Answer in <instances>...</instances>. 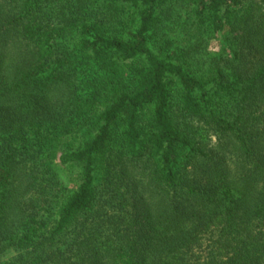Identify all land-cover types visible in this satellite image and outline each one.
I'll return each instance as SVG.
<instances>
[{"label": "trees", "instance_id": "trees-1", "mask_svg": "<svg viewBox=\"0 0 264 264\" xmlns=\"http://www.w3.org/2000/svg\"><path fill=\"white\" fill-rule=\"evenodd\" d=\"M0 264H264V0H0Z\"/></svg>", "mask_w": 264, "mask_h": 264}]
</instances>
